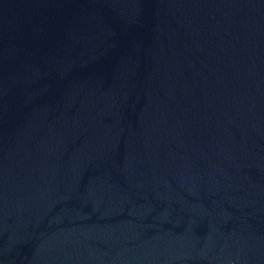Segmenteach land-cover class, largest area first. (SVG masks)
<instances>
[{"label":"water","instance_id":"95a60500","mask_svg":"<svg viewBox=\"0 0 264 264\" xmlns=\"http://www.w3.org/2000/svg\"><path fill=\"white\" fill-rule=\"evenodd\" d=\"M0 264H264V0H0Z\"/></svg>","mask_w":264,"mask_h":264}]
</instances>
